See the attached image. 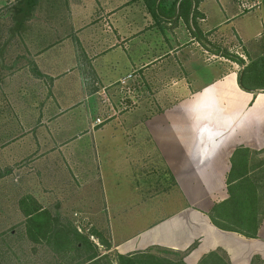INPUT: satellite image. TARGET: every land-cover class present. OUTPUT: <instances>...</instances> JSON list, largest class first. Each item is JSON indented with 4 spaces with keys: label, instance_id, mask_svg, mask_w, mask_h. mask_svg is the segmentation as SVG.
Masks as SVG:
<instances>
[{
    "label": "crops",
    "instance_id": "0c3cea01",
    "mask_svg": "<svg viewBox=\"0 0 264 264\" xmlns=\"http://www.w3.org/2000/svg\"><path fill=\"white\" fill-rule=\"evenodd\" d=\"M97 1L98 11L104 10L100 15L92 13V5L85 11L71 7V17L59 22L66 28L61 35L33 32L29 24L22 28L25 45L15 57L22 60V154L45 163L61 157L70 164L80 156L86 180L65 185L71 187L69 195L109 205L116 196L109 176L124 172L130 180L139 178L132 165L145 158L152 162L157 152L184 205L133 236L112 239L116 251L152 244L182 249L196 239L188 264L218 247L233 264H249L253 255L264 259V218L257 236L246 238L218 229L207 215L228 196L226 177L236 148L259 151L253 160L264 161V92L243 90L238 84L243 65L231 59L235 53L247 63L264 53V13L259 8L242 12L238 0H191L194 21L175 19L164 14L171 4L164 0L162 14L146 10L142 21L132 8L125 12L121 0ZM218 59L232 68L222 70ZM211 68L220 71L211 75ZM128 73L163 110L133 119L141 133H126L118 125L122 121L94 126L90 113L99 95L110 94ZM144 97L132 102L147 101ZM92 152L97 165L88 158Z\"/></svg>",
    "mask_w": 264,
    "mask_h": 264
},
{
    "label": "rangeland",
    "instance_id": "374dc122",
    "mask_svg": "<svg viewBox=\"0 0 264 264\" xmlns=\"http://www.w3.org/2000/svg\"><path fill=\"white\" fill-rule=\"evenodd\" d=\"M15 1L0 0V261L4 264H56L57 259L49 247L41 244L34 245L26 238L24 216L19 205L20 198L25 195H30L33 198L35 195L43 208L48 209L53 215L69 219L83 233H88L92 228L99 229L111 239V242L123 240L146 229L182 207L184 201L182 195H178L177 189L168 179L162 159L157 152L153 157H150L153 159L152 162H147V158L144 157V163L138 160V163L132 165L131 173L138 174L139 178L130 180V177L125 176L124 172L109 176L108 184L113 188L116 185L114 188L116 196L110 197L109 205L92 202L94 199L69 195L71 187L65 185L86 180L85 173L82 172L85 162L80 156L75 164H70L66 162L65 158L62 161L61 157L52 160L51 163H45L43 159L42 162L36 161L33 156L27 158L22 154V60L15 57L22 55V45L25 43L22 39V30L16 32L12 28L14 20L11 15V7ZM121 1V7H126L125 12L131 13L132 8L138 13L140 20L146 21L147 12L141 0ZM121 1L117 2V5H120ZM96 2L98 1L43 0L42 5L24 24L31 25L33 32L48 31L61 35L64 33L62 31L66 32V28L63 27L64 25L60 26L59 22L65 23L66 19L71 17V7L81 6L85 11V8L92 5V10L94 9L92 13L100 15L99 11L103 12L104 10L100 8L98 11ZM249 2L252 3L251 0ZM253 9L255 8L245 11ZM259 9L263 12L262 6ZM241 11L245 12L242 9ZM233 55L236 54L233 53ZM203 58L205 61V54H203ZM218 63L220 66L224 65L222 70L232 68L229 61L218 59ZM12 64H15L14 68L12 66L1 68V66L7 67ZM240 69L241 67L235 70L239 72ZM216 71L218 72L220 69L211 68L210 74L214 75ZM18 77L21 78V85ZM204 77L210 78V75ZM134 79L129 78L125 83L113 87L110 94L106 91L102 96L99 95L97 105L90 113V118L94 120V126H103L110 121L114 125L122 121V124L118 125L123 126V131L126 133H141V125L134 122L133 119L138 117L144 119L163 110L160 109L157 102H152L151 93L148 94L147 91H144L142 84L136 87ZM143 95H146L144 98H147V101L143 100L138 104L132 102L136 97ZM98 118L101 119L100 123L96 121ZM92 154L94 156L90 155L88 158L91 163L97 165L94 162L97 160V156L93 152ZM135 157L142 159L140 156ZM53 163L54 165H52ZM143 171L146 173L142 174ZM73 173L77 179L73 177ZM195 233L194 230L190 231L192 236ZM91 239L97 242L96 239ZM171 240L168 238L166 242L171 243ZM195 241L196 239L193 240V242ZM191 244L182 249L152 244L136 250L152 249L162 254V250L154 248L161 247L182 253ZM100 249L103 251L102 247ZM112 250H116L114 246ZM189 253L183 255L184 261ZM170 255L173 258L179 257L174 252Z\"/></svg>",
    "mask_w": 264,
    "mask_h": 264
},
{
    "label": "trees",
    "instance_id": "16d2710c",
    "mask_svg": "<svg viewBox=\"0 0 264 264\" xmlns=\"http://www.w3.org/2000/svg\"><path fill=\"white\" fill-rule=\"evenodd\" d=\"M42 1L16 0L13 3L11 15L14 20L12 27L14 31L22 30L24 23L30 20L36 9L42 5ZM141 1L153 16L156 14L155 9L162 14L164 0ZM178 1L180 9L176 13ZM199 1L196 0L195 4ZM191 4V0H171L169 12L164 14L169 18L175 15V19L182 16L184 20L194 21L195 11L194 14L191 12ZM231 59L243 65L238 75L239 86L249 92L256 90L264 92V53L250 56L247 63L234 55ZM258 152L246 147L234 150L231 168L226 177L228 196L215 203L207 213L210 222L218 229L236 232L246 238L257 236L264 218V169L259 170L264 161L253 160V155ZM19 205L24 216L26 238L34 245L49 247L57 259L56 264H188L183 260V255L197 246L195 241L182 253L169 248L154 247L162 250V254L152 249L123 254L112 250L111 239L99 229L92 228L88 233H83L72 221L60 215H53L30 195L21 197ZM172 252L179 257H171ZM0 264L4 263L0 261ZM196 264L232 263L227 252L218 247L203 254ZM249 264H264V259L259 255H253Z\"/></svg>",
    "mask_w": 264,
    "mask_h": 264
},
{
    "label": "built area",
    "instance_id": "2783aa9c",
    "mask_svg": "<svg viewBox=\"0 0 264 264\" xmlns=\"http://www.w3.org/2000/svg\"><path fill=\"white\" fill-rule=\"evenodd\" d=\"M238 1L240 2V6L243 11L252 8H260L262 6V0H251L252 3L249 2L250 0H238ZM129 78H133L132 73L127 75L123 80L120 81V83H125L126 80H128ZM96 121L100 123L101 119L98 118Z\"/></svg>",
    "mask_w": 264,
    "mask_h": 264
},
{
    "label": "water",
    "instance_id": "95a60500",
    "mask_svg": "<svg viewBox=\"0 0 264 264\" xmlns=\"http://www.w3.org/2000/svg\"><path fill=\"white\" fill-rule=\"evenodd\" d=\"M262 7H263V13H264V0H262Z\"/></svg>",
    "mask_w": 264,
    "mask_h": 264
}]
</instances>
